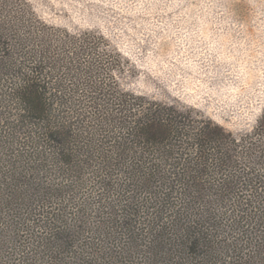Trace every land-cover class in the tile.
I'll use <instances>...</instances> for the list:
<instances>
[{"label":"trees","instance_id":"16d2710c","mask_svg":"<svg viewBox=\"0 0 264 264\" xmlns=\"http://www.w3.org/2000/svg\"><path fill=\"white\" fill-rule=\"evenodd\" d=\"M126 69L0 0V264H264V110L238 136Z\"/></svg>","mask_w":264,"mask_h":264},{"label":"rangeland","instance_id":"374dc122","mask_svg":"<svg viewBox=\"0 0 264 264\" xmlns=\"http://www.w3.org/2000/svg\"><path fill=\"white\" fill-rule=\"evenodd\" d=\"M49 25L96 31L127 62L125 91L235 135L264 110V0H27Z\"/></svg>","mask_w":264,"mask_h":264}]
</instances>
